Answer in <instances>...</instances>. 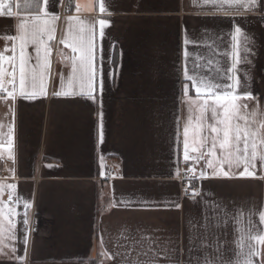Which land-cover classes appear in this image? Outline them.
Here are the masks:
<instances>
[{"label":"crops","instance_id":"crops-1","mask_svg":"<svg viewBox=\"0 0 264 264\" xmlns=\"http://www.w3.org/2000/svg\"><path fill=\"white\" fill-rule=\"evenodd\" d=\"M99 3L59 0L52 8L50 0L49 11L60 19L55 39L49 42L48 95L26 101L0 93V185L5 186L0 195V264H21L16 256L25 257L27 264H89L97 256L99 264H197V259L204 264V257L216 248L205 251L202 240L217 245L235 262L240 251L235 241L247 232L249 220L257 232L264 233L259 221V213L264 212V166L256 161L255 177L194 181L201 190L195 201L183 195L175 171L184 162L183 145L176 143L175 117H187L180 105L183 40L186 32L201 45H189V68L199 62V71L207 74L208 60L218 58L216 45L226 50L228 31L234 24L242 27L254 54L249 55L251 64L240 66V76L247 77L250 90L259 98L258 103H247L249 118L261 128L264 13L227 4L214 7L204 0H105L109 11L100 13ZM12 12V18L0 16V51L12 46L5 37L17 35L16 25L38 13L13 7ZM70 16L94 26L97 42L103 46L102 108L99 100L51 95L59 90L61 75L67 82L72 70L71 47L60 43ZM100 18L110 20L102 40ZM28 51L35 55L32 45ZM113 63L118 74L109 79L107 71ZM189 96L195 99L191 87ZM101 111L103 143L98 140ZM101 156L107 179L99 175ZM189 163L197 174L204 168V161ZM8 184L16 188L9 190ZM122 200L127 203H119ZM145 201L149 206L141 203ZM171 201L181 208L166 206ZM216 204L219 208L213 211ZM224 209L228 217L217 226L215 217H223ZM25 213L27 245L23 243ZM206 216L211 221L208 231L202 227ZM257 249L264 253V245ZM252 260L264 264V256Z\"/></svg>","mask_w":264,"mask_h":264},{"label":"snow or ice","instance_id":"snow-or-ice-1","mask_svg":"<svg viewBox=\"0 0 264 264\" xmlns=\"http://www.w3.org/2000/svg\"><path fill=\"white\" fill-rule=\"evenodd\" d=\"M57 2L59 0H51V7L54 8ZM204 3L221 8L227 4L229 8L235 6L237 10L244 8L248 11L256 10L264 13V0H204ZM49 5L50 0H43V7L37 4V15L31 20L18 23L16 25L17 35L5 37L13 43L10 48L5 47L0 51V93L6 94L12 100L19 97L32 101L48 95L47 88L51 75L49 42L55 39L56 21L60 19L54 12L49 11ZM76 8L79 11L80 5L77 4ZM99 11L100 13L109 11L105 0H100ZM13 15L10 0H0V16L12 18ZM74 20L75 25L72 23ZM68 21L67 34L64 39L60 40V43L71 47L72 70L67 82L61 75L59 90L53 91L51 95L66 99L81 97L93 103L99 100L102 108L105 85L103 46L97 42L94 26H86L83 21L71 16L68 17ZM97 23L99 38L102 40L105 37V29L110 26V20L100 18ZM228 35L230 40L226 50L221 51L220 45H216L214 54L218 58L208 60V66L205 68L207 74L199 71L202 67L199 62L195 63L191 69L189 68V59L192 56L188 50L189 45L196 47L201 45L190 40L186 32L183 40L184 62L183 80L181 81L183 88L180 105L181 110L187 111V117L186 119L182 115L175 117V138L177 145L180 143L183 145V159L188 167L184 173H181L179 167L175 171L181 184H183V179L187 178L189 183L184 187L183 195L193 201L201 197V190L196 187L194 181L209 177H255L256 161H261L264 166V133L261 132L264 125H261V128L255 126V119L249 118L250 106L247 103L248 101L258 103L259 98L250 90L247 77L242 80L240 76V66L252 63L249 59V55L254 54L249 47L251 40L242 27L236 24L228 31ZM223 43L221 39V44ZM29 45H32L35 55L28 51ZM32 61L35 63H31ZM117 74L118 66L113 63L107 75L109 79H113ZM190 87L195 92V99L189 96ZM251 115L254 117L255 112L253 111ZM181 124H183L182 133ZM11 131L12 129L9 128L10 142ZM103 139V113L101 111L98 126L99 143H103ZM100 160L99 175L107 179L103 170V156ZM200 161H204V168L197 174L196 168L189 162L199 164ZM241 168L242 170H239ZM4 187L0 185V195L3 194ZM6 187L11 190L15 189L16 185L8 184ZM11 200L12 194L9 191V201ZM119 203L127 202L122 200ZM141 203L146 207L149 206V202ZM24 206L27 209L29 204L25 202ZM166 206L181 208L180 203L175 201L168 202ZM216 208H219L218 204L215 205L213 211ZM2 215L3 208L0 207V216ZM9 215L11 216V210ZM227 217L228 210L224 209L223 217H215L217 226H220L221 220ZM259 221L264 224V212L259 213ZM23 224L25 225L23 243L27 245L29 220L26 213ZM202 227L205 231L209 230L211 227L209 217H205ZM245 240L248 241L246 250L244 249ZM235 244L240 251L236 254L238 259L233 262L230 256H226L224 250L217 245H205L202 240L201 247L205 248V251L208 248H216V251L209 252L204 257V264H253V256H264V253L257 249V245H264V233L257 232L256 225L251 220H249L247 232L241 235ZM192 250L190 247L189 251ZM25 253H27L26 247ZM15 259L21 264H27L23 256H16ZM189 259L191 260V257ZM197 264H200L199 259H197Z\"/></svg>","mask_w":264,"mask_h":264},{"label":"trees","instance_id":"trees-1","mask_svg":"<svg viewBox=\"0 0 264 264\" xmlns=\"http://www.w3.org/2000/svg\"><path fill=\"white\" fill-rule=\"evenodd\" d=\"M42 0H12L11 6L13 9L17 10L18 12H36L38 8L36 7L37 4L41 5ZM19 5V7H17ZM100 257L97 256L92 261H89V264H99Z\"/></svg>","mask_w":264,"mask_h":264},{"label":"built area","instance_id":"built-area-1","mask_svg":"<svg viewBox=\"0 0 264 264\" xmlns=\"http://www.w3.org/2000/svg\"><path fill=\"white\" fill-rule=\"evenodd\" d=\"M187 167H188V164H186L185 161L182 162L181 167H180L181 173L186 172ZM188 175H191V173H188ZM188 183L189 182H188L187 178L185 177L183 179L182 190H184V187H186L188 185ZM189 192H191V189H189Z\"/></svg>","mask_w":264,"mask_h":264}]
</instances>
